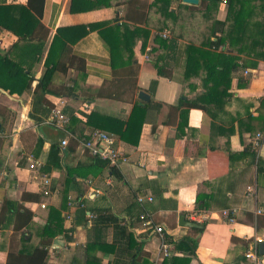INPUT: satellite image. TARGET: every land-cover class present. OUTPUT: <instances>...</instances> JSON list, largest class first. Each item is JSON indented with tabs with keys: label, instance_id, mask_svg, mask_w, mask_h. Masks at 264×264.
<instances>
[{
	"label": "crops",
	"instance_id": "1",
	"mask_svg": "<svg viewBox=\"0 0 264 264\" xmlns=\"http://www.w3.org/2000/svg\"><path fill=\"white\" fill-rule=\"evenodd\" d=\"M117 3L119 0H112L108 7L72 12V0H0L2 6H27L34 12L40 10L41 16L35 14L49 29V34L42 40L36 39L38 31L33 39L28 36L20 39L12 30L0 25V56L19 62L33 77L31 87L23 88V79L18 83L7 74L4 66H0V207L5 197L19 199L24 191L42 192L43 177L45 174L50 176L53 194L47 198V204L60 209L65 205L66 208L62 209L64 228L48 246L47 264H82L86 260L87 243L98 240L104 243L96 245L91 253L101 259L100 264H128L133 256L141 255L135 252V245L141 240H145L143 257L148 261L140 264H162L169 256L181 259L188 256V264H253L245 255L247 249L256 236L264 242V59L253 53H242L248 62L257 64L245 69L240 62V68L233 73L229 89L231 96L224 105L212 104L208 112L191 108L182 122L181 110L169 111L168 107L177 105L183 97L198 98L206 90L203 67L197 69L200 72V75L196 73L198 77L187 79L185 76V45L191 39L200 42L205 38L203 30L202 35L195 33L200 29V18L193 16L188 8L181 9L182 17L175 23L165 20L167 27L163 30L150 25L145 51H149L150 60H144L145 53L140 51L142 40H138L134 51L135 60L140 65L137 77L140 90L134 93L132 100L84 99V96L94 94L112 75L109 45L95 29L76 43H69L62 54L60 46L54 50L53 59L59 61L53 82L58 86L72 85L77 81L82 95L61 97L49 94L47 100L52 109L44 119L37 122L29 116L34 90L45 70L57 29L89 22L112 23L124 13L125 6ZM189 4L199 6L200 0ZM20 9L14 8L15 17L22 14ZM223 11L224 4L219 18L225 17ZM153 14L152 11V18ZM7 18L3 22L10 23V16ZM117 22L122 24L125 20ZM163 33L167 35L163 36ZM39 35L43 36L41 31ZM159 36L176 37V53L164 48L152 52L153 47L159 46L155 40ZM32 44L38 46L34 48ZM223 49L225 47L220 46L218 50ZM164 65L172 77L158 73V66ZM78 66L84 67L85 79ZM154 80L157 83L152 93L150 86ZM141 90L151 95L150 101L155 99L164 106L146 119L137 143L134 134L132 141L128 142L116 133L92 128L83 121L85 114L92 111L128 119L135 101L141 105L147 103L138 97ZM55 107L62 109L69 118L64 127L50 122ZM72 116L76 118L73 120ZM73 130H84L88 136L95 130L115 134L117 146L126 157L116 164L122 178L113 175L108 167L102 168L95 163L84 139L73 138ZM38 137H44L40 149ZM65 137L71 148L62 155L61 168L44 172L51 144L54 141L61 143ZM32 159L40 163L37 168H31ZM78 165L81 167L71 174L70 168ZM137 195H152L154 199L142 205ZM198 196L200 200H197ZM22 204L27 212L20 211L14 222L0 229V264H7L11 251L24 247L20 240L22 232L32 238L27 243L28 250L41 241L38 231L48 220L47 207H42L39 201H22ZM83 208L87 215L78 218V211ZM100 210H107L115 219L110 217L103 226L99 225L100 230H95ZM224 210L230 211L233 222L225 217ZM143 212L151 214L155 224L165 226L163 239L153 229L143 227L140 218ZM30 214L32 217L27 220ZM183 214L188 220H192L193 214H203L204 218L198 217L202 219L199 221L202 227L180 225ZM125 226L133 234L131 243L121 229ZM189 234L198 238L194 255L175 249V242ZM164 241L171 243L169 255L162 251ZM260 255L261 264H264V253L260 252Z\"/></svg>",
	"mask_w": 264,
	"mask_h": 264
},
{
	"label": "trees",
	"instance_id": "2",
	"mask_svg": "<svg viewBox=\"0 0 264 264\" xmlns=\"http://www.w3.org/2000/svg\"><path fill=\"white\" fill-rule=\"evenodd\" d=\"M36 1V0H32ZM225 1V2H224ZM176 3V6L174 4ZM125 6L124 13L118 16L112 23L109 21L89 22L70 26H62L57 29V33L51 42L46 67L38 80L34 90V101L29 116L37 122L42 121L49 110L52 109V105L47 100V95L53 94L61 97H80L82 95L81 89L77 81L72 85H58L53 82V76L56 72L58 61L53 59L55 48H61V54L69 43H76L78 40L86 36L90 31L97 29L100 35L108 43L111 53V66L112 75L106 79L104 85L99 87L91 94L90 97L84 99H93L97 97H108L114 99H121L125 101L132 100L134 93L140 90L137 84V77L140 69V65L135 60L134 47L138 40H142L141 51L145 53L148 40L150 37V25L157 26L160 30H163L167 25L166 21H176L181 19L183 8H188L193 16L200 18V29L195 33L205 36L202 41L192 40L185 45L186 53V70L185 76L187 79H191L193 76L198 77L200 75L198 71L202 67L205 69V75L203 82L205 83L206 90L198 98L190 99L187 97L180 98L177 105L169 106V111L181 110L182 122L185 119V115L191 108H201L205 111H210L212 104L216 106H223L227 98L231 96L229 89L231 88L233 73L241 67L247 68L248 66H256V62H248L244 59L242 53H253L260 58L264 59V0H200V5L189 4L182 2V0H152L150 3L148 0H119V3ZM225 5V17L219 18V12L221 11V5ZM32 6L31 4H29ZM112 5V0H72L71 11L79 12L90 9H96L100 7H108ZM14 8H21L22 14L19 17H15L14 13H17ZM19 10V9H18ZM156 10L158 14L157 18H152L151 13ZM41 11H33L31 7L27 6H2L0 5V25L12 30L20 39H25L27 36L32 39L37 37L35 35L38 31V38H46L49 34V29L43 25L40 19ZM10 16L11 22H3V19H8ZM125 20L122 24H118L117 21ZM137 24H129L128 22ZM203 30V31H202ZM41 31L42 35H39ZM202 31V34L200 33ZM211 36L214 39H211ZM159 46L153 47L152 52L158 50V48H164L167 51L176 53L177 51V38L176 37H157L155 39ZM44 44L42 43L41 46ZM242 45V46H239ZM34 48L38 45L32 44ZM220 46L225 47L223 50H218ZM60 54V57H61ZM59 57V58H60ZM123 57V63L120 64V60ZM120 58V59H119ZM0 66H4L7 69V74L11 75L18 83L21 79L24 80L23 88L31 87L33 77L29 75V72L23 70L21 64L12 60L8 56H0ZM80 71L82 78H86V74L83 73L84 67ZM198 69V70H197ZM158 73L161 76L172 77V74L166 70V65L158 66ZM197 73V74H196ZM28 76V78L26 77ZM0 74V81L1 79ZM157 80L152 81L150 91L153 93ZM1 84V82H0ZM22 90H20L21 92ZM13 93V90H11ZM85 94V93H84ZM83 94V95H84ZM130 94V95H128ZM164 106L163 102L152 99L145 105H141L138 101H135L131 114L128 119H120L112 115L103 114L99 111H92L85 114V120H83L88 126L92 128H102L116 133L120 136V139L131 142L132 137L136 136L137 143L142 125L146 122V119L159 111ZM42 112V113H41ZM41 114V116H39ZM75 119V116L70 117ZM51 122V121H50ZM181 122V123H182ZM53 123V122H52ZM0 126V132H1ZM155 129V124L153 125ZM73 138L75 139H88V135L81 132L72 131ZM134 134V135H133ZM44 143V137H38L37 146L40 149ZM71 148L68 144L65 149L61 147V143L54 141L51 144V149L48 154L47 162L43 168L44 172L51 171L52 168H61L62 155L66 154L67 149ZM203 153L200 149V154ZM37 155V154H36ZM93 161L98 163L102 168L108 167L109 171L117 178H122L121 172L116 165L109 164L108 160L101 159L98 156H92ZM81 166L78 165L75 168H70L69 171L73 174ZM43 192H28L24 191L19 199H11L5 197L0 207V229L8 227L14 222L15 216L20 211H26L22 201H39L46 202L47 198ZM197 200H200L198 196ZM81 202L78 206H81ZM49 214L46 224H44L38 231L41 237L39 245L33 248L27 249L31 241V237L26 235V232H22L20 240L22 247L19 251H11L7 264H47L49 257L48 246L52 242L53 238L61 233L64 228V218L62 217V209L66 208L62 205L61 209L46 205ZM107 210H100L97 213V220L94 226L95 230H100L99 225L103 226V223H107L108 220L113 218L111 213L107 214ZM86 209L78 211L77 217H86ZM32 215L27 216V220H30ZM115 219V218H113ZM87 221V219H86ZM84 221V223H86ZM124 233L127 234L128 241H133V234L127 230L126 226L121 228ZM30 230V229H29ZM197 230V229H194ZM16 232L19 229L15 230ZM171 241L167 238V241ZM145 240L137 242L135 245V252L141 254L139 257L133 256L128 264H140L143 261H148L143 255ZM104 241H89L86 247V260L82 264H100L101 259L97 258L91 253V250L96 245L99 246ZM198 244V238L193 235H185L175 242V249H178L189 255L196 254V248ZM15 250V249H11ZM190 258L185 256L179 258L177 256H169L164 259L162 264H188ZM149 263V262H148ZM73 264V263H72ZM76 264V263H74Z\"/></svg>",
	"mask_w": 264,
	"mask_h": 264
},
{
	"label": "built area",
	"instance_id": "3",
	"mask_svg": "<svg viewBox=\"0 0 264 264\" xmlns=\"http://www.w3.org/2000/svg\"><path fill=\"white\" fill-rule=\"evenodd\" d=\"M225 2V1H224ZM166 33H163V36H166ZM144 60H150V54L149 51L145 52L143 55ZM50 121L56 124L59 127H64L68 122L69 118L68 116L63 113L62 109L55 107L52 110V113L50 115ZM69 143L68 138H63L61 140V146L64 149ZM84 145L88 148L90 153L92 155L98 156L101 159L108 160L110 164H118L120 161L126 160L124 152L117 146V138L115 134L104 131V130H95L93 131L88 139L83 140ZM40 165V163L34 159H32V162L30 164L31 168H37ZM42 192L46 196H51L53 194L52 188H51V178L49 175L45 174L43 177V189ZM154 198L152 195H137V200L139 203L143 205L146 201H152ZM42 207H46L47 203L42 202L40 204ZM225 217L229 220V222L234 221V217L231 216L230 211L224 210L223 211ZM204 218L203 214H193L191 216V219L193 221H201L202 219L198 218ZM140 218L142 220V225L146 230L153 229L154 232H156L160 237L163 239L166 235V228L163 225L155 224L154 220L148 212H143L140 215ZM262 238L256 236L255 240L251 243L249 248L247 249L245 255L246 257L250 258L253 261V264H261L262 258L259 251V244L261 243ZM170 246L171 243L168 242H162V251L164 255L170 254ZM105 264H110L109 262H106Z\"/></svg>",
	"mask_w": 264,
	"mask_h": 264
},
{
	"label": "water",
	"instance_id": "4",
	"mask_svg": "<svg viewBox=\"0 0 264 264\" xmlns=\"http://www.w3.org/2000/svg\"><path fill=\"white\" fill-rule=\"evenodd\" d=\"M183 1L188 2V3H195V4L199 3V0H183ZM138 97L142 99L144 102H148L150 101L151 95L147 93L146 91L141 90L139 92ZM179 224L183 226H190V227H202L201 223L186 219L184 214L180 216ZM260 252L264 253V242L260 243Z\"/></svg>",
	"mask_w": 264,
	"mask_h": 264
},
{
	"label": "rangeland",
	"instance_id": "5",
	"mask_svg": "<svg viewBox=\"0 0 264 264\" xmlns=\"http://www.w3.org/2000/svg\"><path fill=\"white\" fill-rule=\"evenodd\" d=\"M175 4H176V3H175ZM175 4H174V6H176ZM153 12H154V14H153L152 16H154V18H157L159 13H157L156 10H153ZM223 12H225V11H223ZM166 33H168V32H166ZM140 51H141V48H140ZM145 51H146V50H145Z\"/></svg>",
	"mask_w": 264,
	"mask_h": 264
}]
</instances>
